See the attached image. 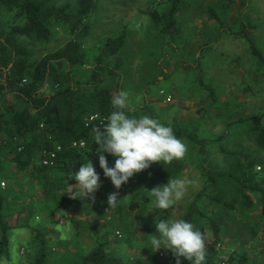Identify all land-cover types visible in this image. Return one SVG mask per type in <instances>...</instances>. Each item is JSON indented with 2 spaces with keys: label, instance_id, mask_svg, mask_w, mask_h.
<instances>
[{
  "label": "rangeland",
  "instance_id": "rangeland-1",
  "mask_svg": "<svg viewBox=\"0 0 264 264\" xmlns=\"http://www.w3.org/2000/svg\"><path fill=\"white\" fill-rule=\"evenodd\" d=\"M41 1L54 5L76 4V0ZM166 6V0H97L88 20L91 31L83 38L88 61L76 67L75 73L81 80L87 79L97 64L96 56L105 40L122 31L126 33L120 54L104 57V64L109 68L115 65L117 57L120 58V79L115 80L105 72V82L112 90L123 89L130 93L131 116L148 114L166 126H179L207 141L197 145L188 138H179L186 145L182 158L186 171L180 174V179L185 181L183 198L171 209L152 210L150 202L144 210L132 211L129 208L138 192L110 189L109 196L118 194L117 204L110 207L107 202L102 212L92 216L91 222L96 229L89 230L83 225L87 220L84 214L68 212V217L76 215L77 220L73 222L67 221L65 215L50 216L40 209L34 210L35 182L30 180L29 174L6 164L9 168L6 172L14 175L9 177L0 169L7 182L3 189L14 190L13 197L5 202V219L12 228L9 230V255L1 257L0 264H34L40 243L38 230L45 235L48 245L45 264H72L78 253L95 243L105 221L117 224L109 248L124 257L125 264H164L166 248L159 250L160 258L156 259L152 249L146 247L150 245L146 240L129 237L123 242L126 232L120 225L122 217L130 224L145 220L155 227L157 219H182L204 186L203 168L211 174L228 171L235 161V156L229 153L232 151L245 155L244 161H251L255 170L264 176V147L258 145V132L254 129V126H264V67L252 54L248 38L241 36L246 27L243 34L251 36L264 52V0H184L177 14L181 34L173 40L160 33L150 16L151 10ZM209 9L214 10L220 21ZM1 15L11 17L5 11ZM53 28L54 34L49 41L23 39L32 62L59 49L70 37L64 28ZM204 84L212 88L215 98ZM161 90L166 95H162ZM240 118L251 120L239 122ZM93 155L96 160L98 153L93 152ZM131 179L136 186L139 175ZM247 193L256 207L247 208L242 204L238 189L230 180L207 187L206 196L199 201L200 206L220 223L217 249L221 261L218 264H235L245 251L249 264H264L261 194L251 190ZM216 195L233 203L234 207L213 202L212 197ZM80 227V233L76 234Z\"/></svg>",
  "mask_w": 264,
  "mask_h": 264
},
{
  "label": "trees",
  "instance_id": "trees-1",
  "mask_svg": "<svg viewBox=\"0 0 264 264\" xmlns=\"http://www.w3.org/2000/svg\"><path fill=\"white\" fill-rule=\"evenodd\" d=\"M166 2L168 6L164 9L156 7L150 11V16L160 33L173 40L181 34L177 14L184 0H166ZM96 5L97 0H76L74 6L70 3L47 4L41 0H0V169L6 172L8 166L6 164H12L18 172L30 175V180L35 182V186H32L34 210L40 209L50 216L65 215L67 221L73 222L77 218L68 217L67 213L70 211L77 215L90 216L86 218L85 224L83 223L89 230L96 229L95 224L91 222L92 216L95 217V214L104 210L110 189L115 191L130 189L133 192L136 190L138 197L131 203L129 209L144 210L151 202L147 195L148 191L166 184L170 178L179 179L184 170L182 158L167 164L155 162L147 169L136 173L139 175L136 186L132 185L133 180L130 178L117 190L100 167L99 152L98 158L93 160V152L99 149V145L93 143L96 129L99 128L103 132L104 125L108 121L104 124L99 122L88 124L89 116L98 113L107 118L113 111L111 100L120 92L112 90L105 82V72L115 80L120 79L121 60L117 57L115 65L109 68L104 64V57L118 56L126 41L124 31L109 36L99 48L100 52L96 56L97 64L92 69L91 78L89 80L76 78L75 68L85 65L88 61L83 38L91 31L88 20ZM3 11L11 17L2 16ZM209 13L220 21L214 10L209 9ZM54 26L64 28L70 37L59 49L32 62L29 49L23 43V39L32 42L49 41L54 34ZM243 28L241 36L245 35L248 38L252 54L264 67V52L251 36L243 34L246 27ZM118 86H120L119 82ZM203 86L210 88L205 84ZM209 90L211 96L215 98V92L212 88ZM127 114L131 116L129 112ZM248 120L251 119L240 118L239 122ZM172 128L178 138H188L197 145L207 142L206 139H198L187 129L179 126ZM254 129L258 132V145L264 147V126H254ZM82 140L87 142L86 148L73 146L75 142ZM57 145L62 149L57 152L55 165H44L42 163L44 151L54 150ZM229 153L235 156V161L228 171L211 174L203 168L204 186L182 216V219L190 221L203 233L207 253L206 264H218L221 261L217 249L221 237L220 223L199 204V201L206 196L207 187L218 181H233L242 198V204L247 208L256 207L247 190L259 192L260 215L264 216V176L255 170L251 161L248 163L244 161L246 156L241 152ZM105 155L109 166H114L116 158L111 154L105 153ZM88 159L93 162L96 171L100 174L101 187L94 196L89 195L88 198L82 191V199L68 196L67 192L72 186L77 185L75 173L78 167ZM6 174L14 177L11 173L6 172ZM13 194L14 190L0 187V230L2 231L0 258L9 255V230L12 226L5 219V202L9 197H13ZM212 201L234 207L233 203L222 200L218 195L213 196ZM124 220V217L120 220V225L126 232L123 242H127L130 237L146 240L150 244L152 236L158 235L154 233L156 227L145 220L136 221L134 224ZM116 225L102 222L101 231L97 233L98 239L83 253H78L72 264H125L124 257L109 248ZM129 228L133 229L128 230ZM81 229L78 228L76 234L80 233ZM34 231L37 232V229ZM37 234L40 235V243L34 264H45L48 260V245L45 235L39 230ZM159 252L153 253L156 259L160 258ZM165 256L167 259L164 264H177V257L167 248ZM179 260L180 264H190L183 257ZM235 264H249L246 251L238 256Z\"/></svg>",
  "mask_w": 264,
  "mask_h": 264
},
{
  "label": "clouds",
  "instance_id": "clouds-1",
  "mask_svg": "<svg viewBox=\"0 0 264 264\" xmlns=\"http://www.w3.org/2000/svg\"><path fill=\"white\" fill-rule=\"evenodd\" d=\"M113 111L106 118L104 131L96 129L93 143L99 145V164L104 175L111 179L114 186L119 189L136 173L151 166L152 163H171L184 157L186 145L175 135L171 126H166L151 115L141 117L129 116L132 111L130 93L121 90L111 100ZM115 157L114 166H109L105 155ZM75 182L80 190L71 188L67 193L82 199L83 195H95L101 187L100 174L96 171L93 162L88 159L75 173ZM185 181L172 179L162 185L150 189L147 193L153 208L171 209L176 201L183 198ZM118 194L113 193L108 197L110 207L118 202ZM151 238L150 245L146 246L153 252L161 248L169 249L176 257H183L190 264H206L205 237L201 231L185 219L166 220L157 219L156 230Z\"/></svg>",
  "mask_w": 264,
  "mask_h": 264
},
{
  "label": "built area",
  "instance_id": "built-area-1",
  "mask_svg": "<svg viewBox=\"0 0 264 264\" xmlns=\"http://www.w3.org/2000/svg\"><path fill=\"white\" fill-rule=\"evenodd\" d=\"M161 94L162 95H164V94L166 95V92L164 90H161ZM167 100L168 101L171 100L170 96L167 97ZM106 121H107L106 117H104V116H102V115H100L98 113H95V114H92V115L89 116L88 124H90L92 122H99L100 124H104V123H106ZM73 146L74 147H78V148H86L87 147V142L82 140V141H79V142H75L73 144ZM61 149H62L61 146L57 145L54 150H51L49 152L44 151V156L42 158V163L44 165H48V166L55 165V159L57 157V152L60 151ZM94 152L98 153L97 150H95ZM6 185H7V182L4 179L2 173H0V187L4 188V187H6ZM119 189H117V190H119ZM117 233L120 234V232H117ZM219 246H220V244H219ZM217 248H218V246H217ZM221 264H225V262H222Z\"/></svg>",
  "mask_w": 264,
  "mask_h": 264
},
{
  "label": "crops",
  "instance_id": "crops-1",
  "mask_svg": "<svg viewBox=\"0 0 264 264\" xmlns=\"http://www.w3.org/2000/svg\"><path fill=\"white\" fill-rule=\"evenodd\" d=\"M119 54H120V52H119ZM115 60H116V59H115ZM95 66H96V64L94 65V68H95ZM112 67H113V66H110V68H112ZM94 68H93V69H94ZM119 71H120V70H119ZM91 73H92V72H91ZM75 74H76V73H75ZM159 77H160V76H159ZM76 78L79 79V80L81 79L80 76L77 75V74H76ZM90 78H91V74H90V76L87 77V79H85V80H89ZM7 169H9V168H7ZM183 171H186V167H184V170H183ZM4 172H5V170H4ZM5 173H6V172H5ZM182 173H183V172H182ZM179 179H180V178H179ZM77 187H78L77 189H80V186H79V185H78ZM81 191H82V190H81ZM76 215H77V214H76ZM76 215H75L74 217H76ZM88 217H90V216H85V219L88 218Z\"/></svg>",
  "mask_w": 264,
  "mask_h": 264
},
{
  "label": "water",
  "instance_id": "water-1",
  "mask_svg": "<svg viewBox=\"0 0 264 264\" xmlns=\"http://www.w3.org/2000/svg\"><path fill=\"white\" fill-rule=\"evenodd\" d=\"M10 66H12V64Z\"/></svg>",
  "mask_w": 264,
  "mask_h": 264
}]
</instances>
